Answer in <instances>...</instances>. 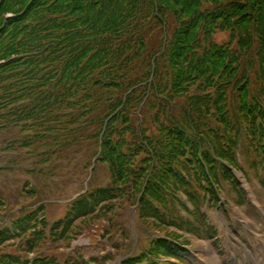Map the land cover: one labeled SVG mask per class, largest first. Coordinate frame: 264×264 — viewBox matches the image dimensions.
Returning <instances> with one entry per match:
<instances>
[{"label": "trees", "instance_id": "16d2710c", "mask_svg": "<svg viewBox=\"0 0 264 264\" xmlns=\"http://www.w3.org/2000/svg\"><path fill=\"white\" fill-rule=\"evenodd\" d=\"M226 33L229 45H218ZM94 121L93 158L111 180L78 198L52 238L72 242L76 222L117 216L129 198L141 223L164 235L152 254L174 256L170 240L182 235L171 228L202 236L177 209L182 195L204 226L215 187L242 197L239 153L261 180L264 0H0V125L32 133L22 147L43 156L89 140ZM45 211L19 223L27 252L44 238L27 232Z\"/></svg>", "mask_w": 264, "mask_h": 264}, {"label": "rangeland", "instance_id": "374dc122", "mask_svg": "<svg viewBox=\"0 0 264 264\" xmlns=\"http://www.w3.org/2000/svg\"><path fill=\"white\" fill-rule=\"evenodd\" d=\"M229 36L230 34L228 33L219 34L216 43L220 46L229 45ZM231 47L234 46L231 45ZM91 123L93 124L86 126L84 130L85 134L89 135V140L82 143H72L67 148L56 150L58 152L56 155L44 153L41 156L43 151H37V149H40L39 146L37 148L34 146L31 149V153L37 151L35 154H30L27 149L20 150L14 148L8 151V145L11 148L19 144L10 143L17 140L20 137V133L17 130L0 131V199L2 197L9 204V209L4 210L0 214V225L3 224L4 227L12 226V221L18 216V211H15V204L17 205L23 198H25L24 208H34L33 211L40 207L39 204L41 202L51 201L48 202L50 204L46 206L45 211L48 227L44 232L43 240L39 242L38 247L34 251L35 258L52 257L57 260V264H66L70 259L75 260L80 255H83L86 261L99 255L106 258L113 253L114 245L124 242L126 238L124 234L129 237V242L126 244L127 250L125 247L121 250L124 252L123 256L127 253L131 254V250L133 253L140 254L147 249L149 239H157L159 237L157 235L158 232L154 228L149 231L140 220L139 223L141 226H144V229H138L136 235L135 226H131L130 215L132 211L129 204H124V202L120 203L124 208L117 210V216L110 215L111 219L107 217L101 218L99 221H95V223L87 221V224H85L82 223V220L75 223L70 238L71 240H79L74 248L76 250L79 247L76 251L71 248L74 240L68 244L67 240L56 242L50 235L51 228L65 215L67 203L74 200L83 190H86L87 185L92 181V166L97 161L94 160L93 154L97 144L96 134L99 132L100 125L95 121ZM73 128L76 127H71L70 130H73ZM95 170L97 176L93 186H96V188L106 186L111 180L109 167L102 163ZM238 175L241 177V174ZM250 179L252 182L251 189L247 187L249 197H251L250 201L251 203L254 201L258 202L259 198L264 207V191L261 190L258 182L253 178V172H251ZM29 186L33 187L38 194L32 201H29L28 197H26L28 194L25 191H29ZM234 202L235 200L231 201L228 209V223L221 211L208 213L210 224L216 227L220 233L223 247L221 244H217V241L188 239L190 243L188 249L197 253L200 259L198 261L193 258V264H222L225 258L222 250L225 248L227 252L231 251L232 240H236L234 233L239 234L240 237L243 231L249 229V226H252L254 229L260 228V225L254 222L255 219L251 214L252 211L247 207L241 209ZM121 212L123 213L121 214ZM259 217L264 222V218L261 215ZM190 220L194 221L192 218ZM104 231L113 234L111 242L108 240V237L102 239ZM243 235L245 236L244 233ZM183 241L185 240L181 242ZM23 242L22 237H15L0 246V258L2 256L14 259L18 257L23 258V252L21 251ZM255 243L258 246L259 253L262 254L264 252V235L263 237H256ZM116 257L118 256L113 255L115 259L112 262L114 264H121L125 261V259ZM68 264L76 263L69 261ZM78 264H82V262Z\"/></svg>", "mask_w": 264, "mask_h": 264}]
</instances>
